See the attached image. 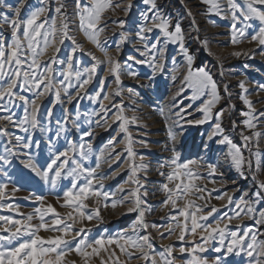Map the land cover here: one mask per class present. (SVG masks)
Wrapping results in <instances>:
<instances>
[{"label":"rangeland","instance_id":"374dc122","mask_svg":"<svg viewBox=\"0 0 264 264\" xmlns=\"http://www.w3.org/2000/svg\"><path fill=\"white\" fill-rule=\"evenodd\" d=\"M60 0H47V4L41 3V0H27L21 10V19L26 20L30 13L37 8L47 7L46 15L41 16L38 23H44L45 27L51 24L53 17H57L55 9ZM64 4L63 13L67 17L69 35L74 37L83 51H72L73 44L71 40H65L60 45L59 52L55 53V60H51L52 50L42 57L40 72L44 71L45 66L50 65L52 69V87L43 97L37 99V92L43 90L33 89L29 91V84L20 78V82L13 90L14 97H4L0 99V116H11L12 122L0 121V156L6 157L10 163L4 164L0 161V184L7 185L5 189V198L0 200V216L10 217L14 220L24 221L29 214H33L31 221L33 225L40 221L36 218L34 210L41 207V203L35 199L36 196L44 198L43 206L51 204L60 217H64L65 223L72 224V235L65 237L70 241L69 247L75 248L80 239L87 242H94L101 237H116L120 233L131 234V226L137 219V212H127V208L133 204V199L129 197L131 189L138 187L136 184L125 183L130 180V170L127 168L128 156L124 144L125 134L119 132V122L112 123V117L117 112L113 105H121L125 116L131 118L135 116L138 119L137 124H129L128 128L133 138V150L136 153L134 162L136 164L144 163L146 168L137 173L136 179L139 180V194L142 201L141 208L144 210V222L149 226L147 230L139 229L137 235H150L151 237V255L159 260V254L164 252V245L171 244L175 249L173 256L175 264H183L190 259L187 253L180 254L181 245L190 247L188 241L195 240L197 243H203L199 234L195 237L189 235L185 241H179L175 235L169 237L165 227L169 223L175 224L170 217L178 216V209L183 207V200L178 201L177 209L170 206L164 207L163 200L165 195L162 191V185L168 183L167 174L173 170L174 166L167 165L173 156V149L178 154V163H186L189 160L198 161L199 167L190 165L189 167L197 172L201 179L193 183L204 189L201 193L190 194L186 199L191 200L199 206L202 211L198 215H206L212 207L218 209L204 223L215 226L217 222L221 226L226 222V217L231 216L236 211V201L243 196L254 208L253 218L249 219L247 215L241 214L237 219H233L228 224L227 232L237 231L243 234L245 228H252L259 241H264V224L258 225L256 219L259 218V212L264 210V190L259 187L260 182H264V90H260L259 85L264 84V46L255 42H250L251 35L259 30V21L251 20L245 22L243 17L237 12V27L244 28L246 23L252 26L246 29V38H241V42L233 45L231 43V14L228 11L227 0H219L222 15H216L209 11V5L202 3V0H156L157 9L149 13V16L159 12L163 17L168 18L174 28L179 23L183 35L184 45L188 54L192 56V70L197 71L201 68L206 70L218 85L221 95L220 102L213 109V112L223 110L224 115L221 120L224 134L228 135L232 142L241 148L245 158L243 166L244 175L232 166L230 158L227 157L229 146L220 144V136L208 137L212 130L215 119L202 125L189 124L188 120H197L202 118V113L197 108L207 97H201L193 102L189 99L191 89L185 90L173 99L174 94L181 86L180 81L184 72L187 70L186 57L179 50L178 44L163 43L164 37L158 29L151 33H146V39L139 41L136 33L142 26L143 20L141 13L148 12V5L143 0H131V7L125 15L123 8L128 0H113L114 4H120V8L108 10L103 14L100 27L105 30L100 34L99 40L102 47L113 56L119 64L120 84H116L115 76L109 73L110 65L105 60L104 53L92 44L79 28V18L76 15L77 9L75 0H62ZM243 7L244 0H235ZM83 5L91 6V0H82ZM19 4V0H4L0 4V40L7 44L11 42V29L3 23L5 15L10 18L13 12L9 7L14 8ZM191 13V15H189ZM227 18H222V16ZM123 21V27L119 22ZM57 26L59 27V21ZM121 33L126 35V39L121 42ZM22 37V28L20 30ZM158 43V47H165L163 57L164 69L161 72L153 74L150 63L160 61L158 53L151 51V45ZM145 44L148 46L145 48ZM119 46V53H117ZM26 48V44H25ZM102 61L96 67L95 74L90 83L84 89L79 88V84L88 78L86 69H90L95 61L90 55ZM145 55H141V53ZM234 52H240V56L233 55ZM246 53V54H245ZM72 56V71L80 72L81 77L77 79L73 75L68 81L64 80L63 72L68 67V57ZM132 57L133 59H129ZM23 58V55H22ZM145 61L137 63L136 61ZM177 68L179 75L175 81L172 80V69ZM23 70L27 69L25 64ZM135 73V76L129 73ZM103 80V85L101 81ZM64 82L63 84L61 82ZM244 81L247 88V98L250 99L255 108L254 115L257 117L253 123L255 129H247L242 121L245 119L242 112L248 111V108L240 99L242 90L239 82ZM3 83V81H0ZM20 83L24 84L20 87ZM227 85V91L224 86ZM67 86V93L64 87ZM129 89L132 92H129ZM119 91L120 95L115 92ZM59 92V99H57ZM97 92L100 96L96 101L92 97ZM109 95V101H103L104 95ZM23 96L28 101L26 104L18 97ZM71 97V102L69 98ZM36 100L39 105L37 111V126L31 127V122L24 124L23 130L19 122L24 118L26 112L31 114V101ZM100 101H103L108 109L107 116L100 110ZM192 107H188L189 105ZM181 108L186 109L183 113L185 120L177 123L178 118L175 113ZM161 109L163 114H161ZM51 113V114H49ZM99 121V124L97 123ZM105 121L111 125L105 130ZM233 121L236 127H233ZM169 130L174 135V139L169 138ZM260 132L261 136L253 137L247 146L241 138V132L244 135H252V132ZM85 132H90V136H85ZM59 133V134H58ZM16 137L21 140L17 143ZM116 138L115 152L120 154V159L109 167L108 161L111 157L105 156L101 161V167L97 169L96 177H106L102 180L104 185L102 191L109 193L115 192L116 195L108 201L100 198H90L85 203L87 207L85 212L92 214L94 209L99 210V218L92 220L81 219L76 215L73 209L62 207L63 193L72 187V178L67 176L75 165L70 159L64 175L58 180L56 187L51 182H45L30 169L25 168L23 162L32 158L33 162L41 169L47 167L52 159L60 152L69 148V142L74 147L70 153L72 159L76 160L83 168H95L96 157L107 144L109 139ZM143 141L147 144L144 147L140 144ZM28 144V148L23 145ZM84 145L86 159L81 156L80 145ZM91 144L89 151L88 145ZM106 152L108 150H105ZM143 157V161L140 160ZM61 157V161H63ZM250 162V164H249ZM212 164L217 168L216 173L209 174L207 165ZM54 168L56 165L53 166ZM118 173L113 177V173ZM163 173L164 175H161ZM50 175H54L51 172ZM86 173L77 178V184L86 183ZM255 177V178H253ZM97 188L99 185H95ZM123 186L125 191L118 189ZM172 185L170 184V187ZM15 188L17 191L13 192ZM215 189V190H214ZM145 193H147L145 195ZM227 195L233 197V203L229 204ZM197 196H203L204 199H197ZM126 199L122 206L111 207L112 199ZM224 197V199H217ZM108 207H105V204ZM12 205L15 210H10L7 206ZM194 211L195 209H191ZM73 213L76 222L73 223L67 214ZM55 218L52 213L45 216V221L51 223ZM224 218V219H222ZM181 220L183 218H180ZM155 225V227H153ZM239 226V227H237ZM4 227H9L4 221H0V236H7L9 233L2 231ZM85 229L79 237L73 239L76 231ZM14 230V229H13ZM178 231V230H177ZM163 232L162 237L160 233ZM38 235L41 237H50L60 235L55 231L41 230ZM30 239L27 235L14 239L11 243L0 241L4 247H14L19 242ZM231 237L226 234L224 246L221 247L219 235L211 240L207 245V250L199 255L207 258L209 261L220 257V264H250L252 257H248L246 252L236 254L227 253L228 240ZM109 251L115 249L116 256L120 264H144L133 257L129 259L127 255L121 254L115 245L108 246ZM221 247L218 253L215 251ZM91 251V249H89ZM131 251V250H130ZM104 259L108 260V254L102 252ZM83 264L82 258L74 251L68 252L64 264ZM90 264H100L99 258H92Z\"/></svg>","mask_w":264,"mask_h":264},{"label":"snow or ice","instance_id":"6c2138e0","mask_svg":"<svg viewBox=\"0 0 264 264\" xmlns=\"http://www.w3.org/2000/svg\"><path fill=\"white\" fill-rule=\"evenodd\" d=\"M4 0H0V4H3ZM27 0H19V4L12 8L9 7L10 11L14 14L10 18L5 15L3 17V23L6 24L11 29V42L7 44L5 48V42L0 40V99L4 97H14L16 94L13 91L18 83L20 78H24V82L29 84V91L33 89L43 90L37 92V99L45 96L52 87V69L51 66H45L44 71H38L41 68L42 57H44L49 49L52 50L53 55L50 57L51 60H55V53L59 52L60 45H63L65 40H71L73 44L72 51L77 50L83 51L82 46L78 44L76 39L69 35L67 17L63 13L64 4L62 0L58 3L55 11L58 14L57 17H53L51 24L48 27H45L44 23H38L37 21L41 16L46 15L48 9L47 7H40L35 9L30 13L26 20L21 19V10L25 6ZM41 3L46 5L47 0H41ZM145 5H148V12L141 13L142 16V26H140L139 31L136 33L139 41H144L146 39L145 34L151 33L154 29H158L159 32L164 37L163 43L167 45L168 43L178 44L179 50L184 54L187 61V70L183 74V78L180 81V87L178 91L174 94L173 99L176 96L180 95L185 88L191 89V96L189 99L193 102L199 100L201 97H207L203 100L200 106L197 108V111L202 113V118L197 120H188L189 124L202 125L215 119V123L212 125L211 133L208 137L209 140L213 137L220 136L221 139L218 141L220 144H227L229 150L227 157L230 158L232 166L240 173L241 176L244 175L243 166L245 164V158L243 156L242 150L240 147L235 145L231 138L228 135L224 134V128L222 127L221 120L224 115V111L213 112V109L221 100V95L218 90V85L214 81L213 77L203 68L193 71L192 70V56L188 54L187 49L184 45V35L182 28L179 23H176L174 28L171 24V21L168 18L163 17L159 12L149 16L150 12L157 9L156 0H143ZM202 3L209 5V11L215 12L216 15H222L221 6L219 0H202ZM75 6L77 9L76 15L79 18V28L84 33L85 37L97 48H99L105 56V60L110 65L109 73L116 78V84H120V77L118 73L119 64L114 59L113 56L102 47L99 40L100 34L105 30L103 27H100L103 14L108 10H115L120 8V4H114L113 0H91V6H85L82 3V0H75ZM131 7V0H128L127 5L123 8L125 15L128 13V9ZM228 11L231 14V43L233 45L241 42V38H246V29L251 27L250 23H246L244 28L237 27V12L243 17L245 22L256 20L259 21L260 27L255 34L251 35L250 42H255L261 46H264V0H244V6H239L235 0H227ZM191 15V13H189ZM222 18H227V16H222ZM59 21V27L57 26ZM124 22L120 21L119 26L122 28ZM22 28V37L20 35V30ZM126 39V35L121 33V42ZM26 44V48H25ZM148 46L145 44V48ZM119 46H117V53H119ZM151 51L158 53L160 56V61L155 63H150V67L153 70V74L161 72L164 69L163 57L165 53V47H158V43H153L151 45ZM92 57V60L95 63L90 69H86L88 72V78L84 79L82 83L79 84V88L82 90L84 87L90 83L92 76L95 74L96 67L102 61L98 60L95 55L92 53H86ZM246 54V53H245ZM23 55V58H22ZM145 55V53H141ZM233 55L240 56V52H234ZM72 56L68 57V67L64 70L63 76L64 80L68 81L73 75L77 79H80L81 73L72 71ZM129 59H133L129 57ZM137 63H144L145 61H136ZM25 64H27L28 70H23ZM173 75L172 80L175 81L179 75V70L177 68L172 69ZM131 76H135V73H129ZM64 83L63 81L61 82ZM103 80L101 85H103ZM20 87H23L24 84L20 83ZM239 87L242 90L240 99L243 104L248 108V111L242 112L241 115L245 117L242 121L243 125L247 129H255L256 124L253 123L257 117L254 115L256 111L253 107V103L250 99L247 98V88L244 81L239 82ZM260 90H264V84L259 85ZM224 90L227 91V85L224 86ZM65 93H67V86L64 87ZM131 93L132 90L129 89ZM116 95H120L119 91L115 92ZM57 99H59V92H57ZM100 96V93L97 92L96 96L92 97L94 101ZM20 100L24 101L26 104L28 101L23 96L18 97ZM103 101H109L111 99L109 95L103 96ZM103 101H100V110L104 112L107 116L108 109L106 108ZM71 102V97L69 98ZM32 112L28 114L26 112L24 118L19 122V126L31 122V127L35 128L37 126V111L39 105L36 100L31 101ZM117 112L112 117V123L119 122V132L125 134V140L121 141L124 144L125 150L127 151L128 163L127 168L130 170V180L125 183L136 184L138 187L133 188L129 192V197L133 199V204L131 207L127 208V212H137V219L131 226V234L120 233L116 237L109 238H99L94 242H87L85 239H80L75 248L69 247L70 241L65 237L72 235L73 228L72 224L65 223L64 217H60L56 213L55 209L51 204H48L46 207L43 206L44 198L41 196H36L35 199L41 203V207H38L34 210L36 218L40 221L38 224L33 225L31 221L33 220V214H29L27 219L24 221L14 220L10 217L0 216V221H4L9 227H4L2 231L9 233L7 236H0V241L11 243L12 240L21 237L22 235H27L30 239L19 242L14 247H4L3 244H0V264H64L65 258L68 252L74 251L78 256L82 258L83 264H90L92 258H99L100 264H120L119 258L116 256V251L113 249L109 251L111 245H115L119 249L121 254H125L129 259L135 257L136 259L143 261L144 264H175V257L173 253L175 249L171 244L164 245V252L159 254V260L155 256L151 255V237L150 235H137L139 229L147 230L149 227L144 222L145 212L141 208V198L139 194V180L136 179L137 173L140 170H144L146 165L144 163L136 164L134 158L136 153L133 150V138L132 134L129 131V124H137L138 119L133 116L128 118L124 114L123 107L119 104L113 105ZM189 108L192 107L190 104ZM186 109L181 108L175 113L178 118L177 123L184 121L185 117L183 113ZM51 114V113H49ZM161 114L163 110L161 109ZM261 116H264V112L261 113ZM0 121H6L11 123L12 117L5 115L0 116ZM99 124V121L97 122ZM105 130L108 127H111L107 121H105ZM233 127H236L235 121H233ZM27 131V129H23ZM59 134V133H58ZM85 136H90V132H85ZM261 136L260 132L253 131L252 135H244L241 132V138L244 142V145L247 146L253 137L258 138ZM169 138L174 139V135L169 130ZM17 143L20 142L21 138L16 137ZM116 138L113 137L107 141V144L104 148L101 149L100 154L96 157V166L95 168H83L76 160L72 159L70 153L74 151V147L71 142H69V148L63 152H60L55 156L54 159L47 165L46 168H39L32 160L31 157L28 160L24 161V167L30 169L37 176L41 177L46 183L51 182L53 187H56L58 180L64 175V169L66 168L68 161L71 159L75 167L67 172V176L72 178V187L64 191L63 193V204L62 207H67L73 209L76 212V215L81 219L92 220L93 218H99V210L94 209L92 214H89L84 211L87 207L85 203L90 198H95L99 201L100 198L108 201L111 197L116 195L115 192L109 193L107 191H102L104 185L102 180L106 177H96L97 169L101 167V161L105 159V156L111 157V160L108 161L109 167L112 164L116 163L120 159V154L115 152ZM140 144L144 147H147V144L143 141H140ZM24 148H28V144L23 145ZM81 156L87 158L83 151L84 145H80ZM89 151L91 150V144L88 145ZM105 150H108L107 152ZM63 157V161H61ZM143 157H140V160L143 161ZM0 161H3L4 164H9L10 161L4 157L0 156ZM250 164V162H249ZM56 165L54 168L53 166ZM193 165L199 167L198 161L189 160L186 163H178V154L173 149V156L167 165L165 166H174L173 170L167 174V181L162 185V191L165 195L163 200V206H170L172 209H177L178 201L183 200V207L178 209V216L173 215L170 217L171 221H175V224L169 223L165 227V231L168 233L169 237L172 235L176 236V239L179 241H185L186 237L191 235L195 237L199 234L200 239L203 243H197L195 240L188 241L191 245L190 247H185L183 245L179 248V253H187L190 256V259L183 262V264H220V257L217 256L215 259L209 261L207 258L199 255V253H204L207 250V245L209 242L216 238L219 235V243L221 247L224 246L226 234L231 237L228 240L227 244V253H233L234 250L236 254L239 255L240 252H246L248 257L253 259L250 261V264H264V241H259L257 239L256 232L252 228H245L243 234H239L237 231L227 232L228 224L231 223L233 219H237L241 214H245L249 219L253 218L254 208L252 204L245 200L242 196L239 201H236V211L233 215L226 217V222L221 226L220 222H217L215 226L204 223L208 220V217L211 216L214 212H217L218 209L212 207L211 211L206 215H198L202 209L195 205L191 200L186 199L190 194L201 193L204 189L195 185L193 181L201 179L197 172H194L189 166ZM207 169L209 174H214L217 171L215 165L208 164ZM51 172H54V175H50ZM86 183L77 184V178L81 174H85ZM118 173L114 172L113 177ZM161 175H164L161 173ZM255 178V177H253ZM170 184L172 185L170 187ZM95 185H99L97 188ZM259 187L264 190V182L259 183ZM7 185L0 184V200L5 198V189ZM215 190V189H214ZM13 192L17 189L13 188ZM118 191L124 192L125 189L121 186ZM147 193H145L146 195ZM128 197L124 199H112L111 207L116 208L118 205L122 206ZM197 199H204L203 196H197ZM217 199H224V197H217ZM227 201L229 204L233 203V197L227 195ZM2 206V205H0ZM108 207L106 203L104 205ZM10 210H15L12 205L7 206ZM191 209H195L192 211ZM48 213H52L55 218L52 219L51 223L45 221V216ZM69 219L73 220V223L76 222L73 213L69 212L67 214ZM180 218H183L182 220ZM224 219V218H222ZM258 225L264 224V210L259 212V218L256 219ZM155 227V225H153ZM239 227V226H237ZM14 229V230H13ZM55 231L59 232L60 235L50 236V237H41L38 233L41 231ZM178 230V231H177ZM85 229L81 228L79 231L75 232L73 239L79 237ZM160 235L163 237L164 233L161 232ZM221 247L215 249L216 252L221 251ZM91 249V251H89ZM131 250V251H130ZM107 253L109 259L106 260L101 255V253ZM74 264V262H73Z\"/></svg>","mask_w":264,"mask_h":264}]
</instances>
